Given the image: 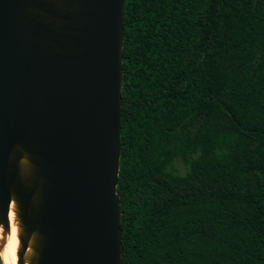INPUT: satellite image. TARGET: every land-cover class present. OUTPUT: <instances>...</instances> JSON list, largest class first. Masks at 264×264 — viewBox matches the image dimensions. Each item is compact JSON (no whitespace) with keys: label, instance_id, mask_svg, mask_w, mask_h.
Instances as JSON below:
<instances>
[{"label":"trees","instance_id":"1","mask_svg":"<svg viewBox=\"0 0 264 264\" xmlns=\"http://www.w3.org/2000/svg\"><path fill=\"white\" fill-rule=\"evenodd\" d=\"M122 21L120 263L264 264V0H124Z\"/></svg>","mask_w":264,"mask_h":264},{"label":"water","instance_id":"2","mask_svg":"<svg viewBox=\"0 0 264 264\" xmlns=\"http://www.w3.org/2000/svg\"><path fill=\"white\" fill-rule=\"evenodd\" d=\"M124 0H0V251L121 264Z\"/></svg>","mask_w":264,"mask_h":264},{"label":"bare ground","instance_id":"3","mask_svg":"<svg viewBox=\"0 0 264 264\" xmlns=\"http://www.w3.org/2000/svg\"><path fill=\"white\" fill-rule=\"evenodd\" d=\"M13 213L10 208L8 212V223H9V233L6 234L3 247H7L9 251V256L12 264H16V247H17V239H16V227L13 221ZM1 229H0V240H1Z\"/></svg>","mask_w":264,"mask_h":264},{"label":"rangeland","instance_id":"4","mask_svg":"<svg viewBox=\"0 0 264 264\" xmlns=\"http://www.w3.org/2000/svg\"><path fill=\"white\" fill-rule=\"evenodd\" d=\"M196 152L192 153L190 159L197 157ZM174 173L183 176L188 171V164L183 163L180 159H176L173 162ZM0 264H12L9 251L7 247H3L0 251Z\"/></svg>","mask_w":264,"mask_h":264}]
</instances>
